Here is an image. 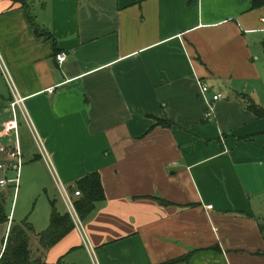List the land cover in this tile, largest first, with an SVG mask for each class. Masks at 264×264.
Returning a JSON list of instances; mask_svg holds the SVG:
<instances>
[{"label":"crops","instance_id":"1","mask_svg":"<svg viewBox=\"0 0 264 264\" xmlns=\"http://www.w3.org/2000/svg\"><path fill=\"white\" fill-rule=\"evenodd\" d=\"M262 20L253 0H0V52L59 179L78 191L98 173L105 193L82 220L87 238L75 227L44 248L51 219L42 232L16 225L19 190L0 186L13 190L0 258L29 224L42 264H264V118L241 100L264 107ZM214 94L225 99L207 121ZM11 102L0 71V128ZM30 137L20 119L21 177L38 189L48 166Z\"/></svg>","mask_w":264,"mask_h":264},{"label":"trees","instance_id":"2","mask_svg":"<svg viewBox=\"0 0 264 264\" xmlns=\"http://www.w3.org/2000/svg\"><path fill=\"white\" fill-rule=\"evenodd\" d=\"M264 7V0H253V9ZM27 8V7H26ZM28 18L38 37L47 36L52 38V34L37 24L35 18L27 9ZM241 100L245 103L248 110L256 117L264 118V107L259 106L248 95H242ZM160 125L171 128V122H159ZM81 200L76 201V207L82 220H85L95 209L96 204L105 199V193L98 173H92L77 183ZM8 222V214L5 208L4 198L0 197V225ZM75 225L69 214L62 215L53 210L51 224L47 231L40 234V243L44 248H50L63 237L69 234ZM33 228L29 224L22 226H13L9 234L6 249L0 258V264H42L40 259H33L30 249V237L33 234ZM192 257V254L185 258L172 260L166 264H177L186 262Z\"/></svg>","mask_w":264,"mask_h":264},{"label":"built area","instance_id":"3","mask_svg":"<svg viewBox=\"0 0 264 264\" xmlns=\"http://www.w3.org/2000/svg\"><path fill=\"white\" fill-rule=\"evenodd\" d=\"M264 23V20H262ZM57 61L60 65H62L66 61V56L61 54L57 57ZM0 71L3 76L6 78L8 87L11 91L12 102L10 104V109L12 111V118L6 121L2 127L0 128V140L8 139L7 144H0V152L3 157L0 161V186L1 187H9L13 186L16 190V193L19 190L20 182H21V172L24 165V153L21 149V140H20V119H22L26 125L28 126L32 136L34 137L35 144L38 148L40 157L45 161L48 166L51 175L57 185L61 198L68 210V214L70 215L75 227L79 231L82 236L87 238V234L85 231V227L83 225L82 219L78 213L76 207V201L74 197H80L79 191H72V194L65 187V185L59 179L55 165L53 160L51 159L49 153L45 148V144L42 138L39 136L30 114L28 112L26 106V98L23 97L11 77V73L7 67L5 59L3 58L0 52ZM201 90V94L205 97L211 92L210 88L207 84L198 82ZM54 88L50 90V93L54 92ZM224 100L223 94H214L212 98L207 102V110L205 113V119L207 121L212 120L215 115V107L216 104L220 101ZM10 174H14L13 178H10ZM213 206H208V209H212Z\"/></svg>","mask_w":264,"mask_h":264},{"label":"rangeland","instance_id":"4","mask_svg":"<svg viewBox=\"0 0 264 264\" xmlns=\"http://www.w3.org/2000/svg\"><path fill=\"white\" fill-rule=\"evenodd\" d=\"M262 84L264 86V81ZM29 144L32 149L39 154L38 148L32 137L29 138ZM25 159H27V157ZM43 173H47L49 181L45 179ZM37 175H39L41 179L45 180L38 189L36 186L30 184L31 176H27L26 178L24 176L21 177L20 189L14 206V222L16 225H20L27 219L28 223L32 224L36 231L42 232L49 227L48 225L50 224L53 210H60L66 214H68V210L47 167H39L37 169ZM2 191L3 189L0 187V193ZM69 192L72 194V191L69 190ZM3 197L5 201V208L8 214H10L13 207V190ZM5 228L6 227H0V251L5 236L3 232L6 233ZM38 245V243L32 242V246L35 251L39 249Z\"/></svg>","mask_w":264,"mask_h":264}]
</instances>
